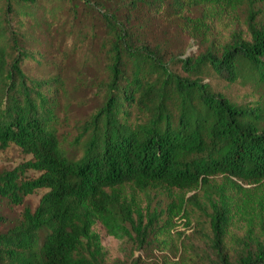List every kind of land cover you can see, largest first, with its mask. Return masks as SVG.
Returning <instances> with one entry per match:
<instances>
[{"label":"trees","instance_id":"obj_1","mask_svg":"<svg viewBox=\"0 0 264 264\" xmlns=\"http://www.w3.org/2000/svg\"><path fill=\"white\" fill-rule=\"evenodd\" d=\"M263 1L0 0V148L31 155L0 172V208L23 206L17 218L0 215V264H144L135 252L152 236L174 249L161 235L189 200L201 207L196 192L185 196L196 189L222 264L235 241L252 245L235 264H264V23L255 9ZM246 3L248 36H204ZM182 36L206 44L188 55L178 49ZM90 44L72 69L78 48ZM31 61L41 75L30 72ZM93 64L101 65L97 80ZM213 75L249 80L258 98L233 100L206 81ZM93 87L101 99L78 129L77 149H68L62 101L85 100L81 91ZM38 189H46L39 203L26 205ZM173 189L179 202L151 205L153 190ZM97 223L130 249L112 258Z\"/></svg>","mask_w":264,"mask_h":264},{"label":"rangeland","instance_id":"obj_2","mask_svg":"<svg viewBox=\"0 0 264 264\" xmlns=\"http://www.w3.org/2000/svg\"><path fill=\"white\" fill-rule=\"evenodd\" d=\"M247 6L248 3L242 5L235 11L228 13L225 16L226 21H223L227 23L226 26H224L223 23L214 24L211 26L210 32L204 36H212L214 34H218V32L219 35H226V37L230 32L248 36L246 14ZM255 9L259 11L257 19L264 23V1L257 2ZM62 27L67 28L69 25H67V23H63ZM222 28L225 30L223 34L220 31ZM51 29L55 30V26ZM83 29H85V26ZM77 31L78 29L76 32ZM37 32L39 33L40 31ZM101 34L105 36L104 26L101 27ZM183 39L184 42L182 44ZM183 39L178 40V49H182L183 47L186 48V53L188 55L191 52H197L201 49V46L203 47L206 44V42H204L206 40H203L204 38L201 37H189L187 39L183 37ZM57 40L62 42L61 37H58ZM71 43L72 37L66 36L65 45L70 46L72 45ZM83 47H89V51H91V47L93 48L91 44L88 46L81 45V47L78 48L77 54L73 56L74 60L72 62V69L75 68V66L79 67V60L83 57ZM28 68L32 74L41 75L43 73L42 65L35 61H31L28 64ZM92 69L95 73H93L92 76L96 77V80L99 79V77L102 76L101 65L93 64ZM206 81H210L212 87L216 91L224 93L237 102H247L258 98V88H256L254 83L249 80L239 79L237 82L230 83L213 75L207 77ZM99 91L100 89L97 87L91 88L88 92L82 90L81 94L86 98L85 100H81L79 95H74V98L72 95H69L67 98L63 99L60 113L61 124L59 125V133L68 149H77V147L73 145L79 131L78 129L82 122L85 121L91 113L95 112L97 103L101 99ZM81 153L82 152L79 151V154ZM29 159H31V155L24 153L17 145L11 144L7 148H0V172L3 170L13 169L17 165L24 163ZM37 175L38 172L33 170H29L27 172L28 177H35ZM220 178L221 176L215 179L220 180ZM45 191L46 189H38L34 193L27 196L26 205L34 208L39 203V200ZM258 191L259 193H263L264 185H262ZM195 192L198 194V199L201 201V207L196 204V200H189L186 204L185 211L180 210V212H178L174 217L170 234L165 233L161 235V238H170L174 241V249L172 251L170 248L163 250L160 249L159 244L155 242V239H153L152 236L148 244L145 245L146 247L144 250H137L135 252L136 255H142L145 261L144 264H164V259L166 257H170L172 260H177L179 255H181V257L183 255L188 256V264H222L216 249L212 245L213 234L210 219L207 214L208 208L203 195V190L196 189L194 191H188L185 192V196L189 197ZM181 195L182 192L176 189L170 191L153 190L150 196L151 205L167 208L170 203L179 202L181 200ZM140 197L142 198L141 195ZM22 210L23 206L2 205L0 208V215L4 216L7 220H11L17 218ZM94 228L100 233L102 243L109 250L112 258L123 256V253L130 249L131 245L126 239L109 235L100 223H97ZM236 229L238 232L243 233V223H237ZM182 242L185 243V249L181 250L180 245ZM176 244L178 246L177 249ZM251 247V243H246L244 241H240L237 244L236 241L232 243L227 252V260L229 264H235L243 253L251 250ZM167 264L171 263L167 262Z\"/></svg>","mask_w":264,"mask_h":264}]
</instances>
